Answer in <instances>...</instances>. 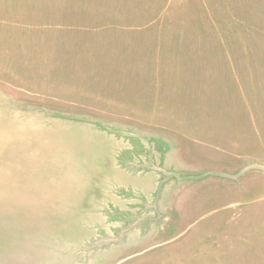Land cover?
Masks as SVG:
<instances>
[{"label":"rangeland","instance_id":"rangeland-1","mask_svg":"<svg viewBox=\"0 0 264 264\" xmlns=\"http://www.w3.org/2000/svg\"><path fill=\"white\" fill-rule=\"evenodd\" d=\"M0 264H264V0H0Z\"/></svg>","mask_w":264,"mask_h":264}]
</instances>
